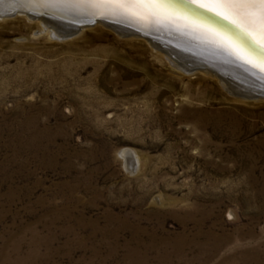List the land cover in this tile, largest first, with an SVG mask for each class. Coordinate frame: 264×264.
I'll use <instances>...</instances> for the list:
<instances>
[{"label":"rangeland","instance_id":"1","mask_svg":"<svg viewBox=\"0 0 264 264\" xmlns=\"http://www.w3.org/2000/svg\"><path fill=\"white\" fill-rule=\"evenodd\" d=\"M71 28L0 19V264H264V100Z\"/></svg>","mask_w":264,"mask_h":264},{"label":"snow or ice","instance_id":"2","mask_svg":"<svg viewBox=\"0 0 264 264\" xmlns=\"http://www.w3.org/2000/svg\"><path fill=\"white\" fill-rule=\"evenodd\" d=\"M31 2V0H29ZM150 25L184 22L230 60L264 73V0H50ZM264 79V78H262Z\"/></svg>","mask_w":264,"mask_h":264},{"label":"bare ground","instance_id":"3","mask_svg":"<svg viewBox=\"0 0 264 264\" xmlns=\"http://www.w3.org/2000/svg\"><path fill=\"white\" fill-rule=\"evenodd\" d=\"M0 10H30L37 14L50 16L57 24L64 22L82 25L89 23L92 18L102 16L109 19L110 24L118 28L117 32L120 35L124 36V32H130V37L145 39L148 42H153L152 44L155 43L158 48H166L163 50L165 52L171 51L174 55V57L168 55L171 64L174 63L185 73L200 71L207 76L211 75L217 78L225 89L236 96L244 99L261 98L264 100V79H262L264 73L244 66L238 61L230 60L214 46L207 43L206 37L202 36L198 30L186 28L182 20L173 21L167 25H150L135 18L102 13L97 9H76L62 4H53L50 0H31V2L29 0H0ZM96 24L102 23L97 22ZM134 33H139L142 36H137ZM147 37H150V40ZM216 238L213 233H209L208 244L210 245L204 242L201 247L211 249L212 246L216 251L220 248L218 244H222V241ZM217 240H219L218 244H216ZM182 244H185L184 240H182ZM176 247L183 248L181 243Z\"/></svg>","mask_w":264,"mask_h":264},{"label":"water","instance_id":"4","mask_svg":"<svg viewBox=\"0 0 264 264\" xmlns=\"http://www.w3.org/2000/svg\"><path fill=\"white\" fill-rule=\"evenodd\" d=\"M18 15H26V16H28V17H30L31 19H38V18H40V19H48V18H50V16H47V15H45V14H37V13H35V12H33V11H30V10H9V11H4V10H0V19H3V18H12V17H16V16H18ZM97 22H99V23H102L103 25H105V26H107V27H112V29L114 28V30H118V28L117 27H115V26H113L112 24H110V20L109 19H107V18H104V17H102V16H100V17H95V18H92L90 21H89V23H86V24H69V23H64V22H62L61 24H57V26L58 25H71V29H72V31H74L75 30V32H76V30H80L81 29V27H86V25H89V26H93V25H95V23H97ZM121 31V30H120ZM121 32H123V31H121ZM135 34V33H134ZM125 37H130V32H128V33H126V32H124V34H123ZM135 35H137V36H142V35H140L139 33H137V34H135ZM146 37V36H145ZM147 39L148 40H150V37H147Z\"/></svg>","mask_w":264,"mask_h":264}]
</instances>
